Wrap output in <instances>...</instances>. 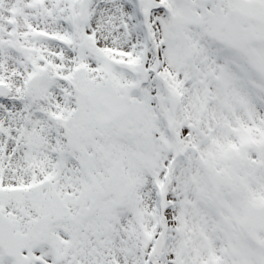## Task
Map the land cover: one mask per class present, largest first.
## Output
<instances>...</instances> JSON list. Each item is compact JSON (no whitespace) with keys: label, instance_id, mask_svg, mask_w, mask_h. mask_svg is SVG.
Listing matches in <instances>:
<instances>
[{"label":"snow or ice","instance_id":"1","mask_svg":"<svg viewBox=\"0 0 264 264\" xmlns=\"http://www.w3.org/2000/svg\"><path fill=\"white\" fill-rule=\"evenodd\" d=\"M0 264H264V0H0Z\"/></svg>","mask_w":264,"mask_h":264}]
</instances>
